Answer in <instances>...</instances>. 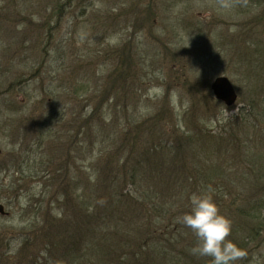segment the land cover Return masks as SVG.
<instances>
[{
	"label": "rangeland",
	"instance_id": "374dc122",
	"mask_svg": "<svg viewBox=\"0 0 264 264\" xmlns=\"http://www.w3.org/2000/svg\"><path fill=\"white\" fill-rule=\"evenodd\" d=\"M58 4H67L61 19ZM48 38L49 57L41 75L6 93L16 79L39 68ZM261 41L264 0H0V204L10 213L0 216V246L17 253L31 234L29 200L51 184L49 178L41 180L45 168L34 159L42 153L48 163L53 153L63 156L59 137L71 130L68 124L77 115L93 112L111 71H128L131 79L109 92L111 101L84 129L85 142L73 153L76 165L95 156L103 137L130 115L151 122L166 104L171 114L175 109L185 115L213 101L211 84L220 76L237 90V103L225 111L236 115L243 106L244 69L233 60L252 55ZM82 84L87 89L81 90ZM57 98L60 109L66 103V117L38 131L43 110ZM75 169L73 175L83 179L91 172ZM240 187L255 188L258 196L264 190V184ZM55 191L56 186L49 189L48 200ZM260 222L247 264H264V213Z\"/></svg>",
	"mask_w": 264,
	"mask_h": 264
},
{
	"label": "trees",
	"instance_id": "16d2710c",
	"mask_svg": "<svg viewBox=\"0 0 264 264\" xmlns=\"http://www.w3.org/2000/svg\"><path fill=\"white\" fill-rule=\"evenodd\" d=\"M66 6L57 5L58 19ZM49 38L39 68L16 79L6 93L41 75L49 57ZM253 52L238 62L232 59L244 69L240 74L243 106L236 115H225L229 108L215 99L185 115L175 109L171 114L166 104L151 122L130 115L124 125L103 137L95 156L77 166L73 153L85 142L81 140L84 129L111 101L109 92L125 78L131 79L128 71H111L93 112L77 115L73 121L78 122L71 121V130L59 137L63 156L55 158L53 153L48 163L42 153L35 157L37 166L45 168L41 180L49 178L51 184L31 196V234L17 253L0 246V264H210V258L190 253L196 237L178 222L190 210L191 195L208 186L215 190L221 213L233 221L229 239L246 253L235 264L250 263L251 244L262 227L264 190L258 196L255 188L240 186L264 184V42L256 44ZM85 89L82 84L81 90ZM58 105L59 99L43 110L38 131L63 121L66 103L62 109ZM91 143L96 144L97 138ZM35 161L28 165L31 172ZM73 169L91 172L83 179L73 175ZM54 186L56 191L48 200Z\"/></svg>",
	"mask_w": 264,
	"mask_h": 264
},
{
	"label": "clouds",
	"instance_id": "9594fccd",
	"mask_svg": "<svg viewBox=\"0 0 264 264\" xmlns=\"http://www.w3.org/2000/svg\"><path fill=\"white\" fill-rule=\"evenodd\" d=\"M215 190L193 193L190 210L178 218V222L189 228L196 237V244L190 253L197 257L210 258V264H235L246 253L229 239L233 221L221 213L214 199Z\"/></svg>",
	"mask_w": 264,
	"mask_h": 264
},
{
	"label": "water",
	"instance_id": "95a60500",
	"mask_svg": "<svg viewBox=\"0 0 264 264\" xmlns=\"http://www.w3.org/2000/svg\"><path fill=\"white\" fill-rule=\"evenodd\" d=\"M211 90L214 98L227 107L233 106L238 101L237 90L231 80L226 76H220L214 79L211 84ZM2 210L3 206H0V212Z\"/></svg>",
	"mask_w": 264,
	"mask_h": 264
},
{
	"label": "flooded vegetation",
	"instance_id": "af4514ba",
	"mask_svg": "<svg viewBox=\"0 0 264 264\" xmlns=\"http://www.w3.org/2000/svg\"><path fill=\"white\" fill-rule=\"evenodd\" d=\"M3 206V210L0 212V216L6 218L10 216V213L5 210V206L3 204H0Z\"/></svg>",
	"mask_w": 264,
	"mask_h": 264
}]
</instances>
